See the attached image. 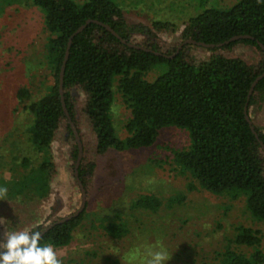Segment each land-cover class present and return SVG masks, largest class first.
<instances>
[{"label":"trees","instance_id":"obj_1","mask_svg":"<svg viewBox=\"0 0 264 264\" xmlns=\"http://www.w3.org/2000/svg\"><path fill=\"white\" fill-rule=\"evenodd\" d=\"M203 12L190 18L171 47H164L160 32L170 23L156 21L152 27L130 24L118 0H0V15L15 4L35 7L44 16L49 33L47 58L55 84L48 93L28 106L33 122L27 130L29 142L39 155L38 167L12 184L11 195L45 196L49 191L53 165L49 149L60 134L71 142V158L76 163L79 148L66 115L60 94V73L71 37L84 25L86 28L73 38L64 76V99L72 122L77 127V93H85L84 111L96 135L97 153L138 150L153 146L164 128L187 130L191 145L177 151L175 161L190 172L201 188L217 196L228 195L233 200L246 198L247 209L258 221L264 222V132L251 117V108L264 101V78L257 84L248 101L256 79L264 74V0H239L231 7L212 6L202 2ZM111 27L124 41L111 33ZM249 36L226 44L234 37ZM140 37L138 41L136 38ZM187 40L222 47L205 48L196 45L178 48ZM135 44L145 49L130 47ZM255 47L261 60L255 66L240 58H230L218 51L237 45ZM262 45V46H261ZM199 48L212 52L208 59H197L190 51ZM160 54V55H159ZM159 70V76L149 81L148 73ZM131 117L126 124L128 136L118 137L112 121L115 85ZM19 101L31 97L27 88L17 92ZM258 133L247 120L245 108ZM80 133V132H79ZM31 160L25 158L23 165ZM75 165V164H74ZM91 166H80V179L86 184ZM161 201L153 196L135 200V209L157 212ZM77 218L52 228L41 238V245L55 248L68 246L73 231L83 220ZM107 232L120 239L128 233L126 222L115 218L108 221ZM42 227L37 229L40 232ZM258 231L240 227L234 239L239 247L254 249L249 256L227 248L220 264H264Z\"/></svg>","mask_w":264,"mask_h":264},{"label":"rangeland","instance_id":"obj_2","mask_svg":"<svg viewBox=\"0 0 264 264\" xmlns=\"http://www.w3.org/2000/svg\"><path fill=\"white\" fill-rule=\"evenodd\" d=\"M82 3L85 0H77ZM206 0H118L130 24L152 27L156 21L170 23L160 32L164 47L177 41L190 18L203 12ZM239 0H209L210 5L231 7ZM49 33L40 10L27 5L6 6L0 15V187L7 195L0 198V252L5 251L6 233L37 231L76 213L82 194L75 178L71 142L60 134L47 155L53 173L45 196L11 195L12 183L38 167L44 153L37 154L27 133L33 116L27 109L48 93L55 84L47 58ZM138 41L140 37L136 38ZM255 66L261 60L253 46L237 45L218 51ZM190 55L208 59L212 52L195 48ZM159 70L148 73L155 80ZM27 88L31 97L19 101L17 92ZM112 121L120 139L127 138L126 124L131 111L115 85ZM77 122L83 144V164L92 170L86 177V207L81 223L74 229L68 246L53 247L62 264H147L149 252L164 251L165 264H220L221 255L231 248L250 255L254 249L234 244L240 227L258 231L264 252V222L247 209L246 198L233 200L201 188L190 172L175 161L176 152L191 145L187 130L176 127L160 131L157 142L138 150H109L97 153L96 135L85 114V93L75 96ZM251 117L264 132V101L251 108ZM29 158V166L23 160ZM141 196L161 201L157 212L135 209ZM115 218L126 222L128 233L120 239L105 226Z\"/></svg>","mask_w":264,"mask_h":264},{"label":"clouds","instance_id":"obj_3","mask_svg":"<svg viewBox=\"0 0 264 264\" xmlns=\"http://www.w3.org/2000/svg\"><path fill=\"white\" fill-rule=\"evenodd\" d=\"M7 188L0 187V198L7 195ZM39 231L6 233L5 251L0 252V264H62L52 245H41ZM147 264H165L164 251L149 252Z\"/></svg>","mask_w":264,"mask_h":264},{"label":"water","instance_id":"obj_4","mask_svg":"<svg viewBox=\"0 0 264 264\" xmlns=\"http://www.w3.org/2000/svg\"><path fill=\"white\" fill-rule=\"evenodd\" d=\"M95 23H98L96 21H94ZM91 23V21H88V23L84 26H82L70 39V42H69V47H68V50H67V53H66V57H65V61H64V64H63V67H62V70H61V73H60V81H59V88H60V94H61V98H62V103H63V108H64V111L66 113V115L68 116L69 120L71 121V126H72V129H73V132H74V135H75V139H76V142H77V145H78V148H79V156H78V159H77V162H76V166H75V177L77 179V182L80 186V189H81V194H82V204H81V208L78 210V212H76L74 215H71L61 221H58L56 222L55 224L53 225H50L46 230L45 232H43L41 234V237H43L47 232H49L52 228H54L55 226L57 225H60V224H64L66 222H69L70 220L74 219V218H77L80 214H82L85 210V207H86V198H87V194H86V190L84 188V185L80 179V174H79V169H80V165H81V162H82V158H83V145H82V142H81V138H80V135H79V132L77 130V127L76 125L74 124V122H72V119H71V116H70V113L67 109V106H66V103H65V99H64V76H65V68H66V64H67V61L69 59V52H70V46H71V43L73 41V38L75 36H77L79 33H81L85 28L86 26ZM98 24H101V23H98ZM103 25V24H101ZM105 26L111 33H113L116 37L120 38V36L109 26L107 25H103ZM121 41L126 44V41H124L122 38H120ZM243 39H251V37L249 36H238V37H234L232 38L230 41L226 42V44H230V43H233V42H238L240 40H243ZM130 47H133V48H137V49H145L143 47H140V46H137L135 44H128ZM186 45H196V46H199V47H205V48H216V47H222L224 44H220L218 46H215V45H207V44H204V43H198L194 40H187L185 41L179 48H178V51L175 55L179 54V52L181 51V49L186 46ZM262 46V45H261ZM262 48H264L262 46ZM146 50V49H145ZM160 55V54H159ZM264 78V74L259 76L256 81L254 82V84L252 85V88L249 92V97H248V101H250L253 93H254V89L255 87L257 86V84ZM245 113H246V116H247V120L250 122V125L252 127V130L254 132V134L258 136V133L256 132L255 130V127L253 126L252 124V121L250 119V116L248 114V106H246L245 108ZM262 146H263V149H264V144L261 142Z\"/></svg>","mask_w":264,"mask_h":264},{"label":"flooded vegetation","instance_id":"obj_5","mask_svg":"<svg viewBox=\"0 0 264 264\" xmlns=\"http://www.w3.org/2000/svg\"><path fill=\"white\" fill-rule=\"evenodd\" d=\"M183 44V43H182ZM181 44V45H182ZM79 135H80V133H79ZM76 140V139H75ZM82 142V141H81ZM77 143V142H76ZM83 145V144H82ZM79 156V155H78ZM77 162V161H76ZM82 162H83V158H82ZM82 162H81V164H82ZM75 166H76V163H75ZM81 166V165H80ZM80 170V169H79ZM74 171H75V167H74ZM80 174V173H79ZM76 178V177H75ZM77 180V179H76ZM78 183V182H77ZM83 183V182H82ZM79 185V184H78ZM84 185V184H83ZM80 187V186H79ZM84 188H85V186H84ZM81 190V189H80ZM81 208V207H80ZM78 212V211H77ZM75 214V213H74ZM73 214V215H74ZM69 217V216H68ZM67 218V217H66ZM63 219H65V218H63ZM63 219H60V220H58V221H61V220H63ZM58 221H56V222H58ZM56 222H53V223H51V224H49L48 226H46V227H44V228H42V230H40V233L42 234L43 232H45V230L50 226V225H53V224H55Z\"/></svg>","mask_w":264,"mask_h":264}]
</instances>
